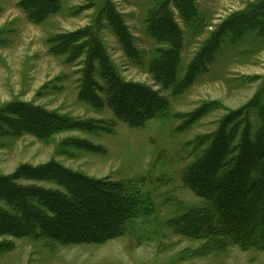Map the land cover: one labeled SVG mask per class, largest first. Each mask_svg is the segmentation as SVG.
Listing matches in <instances>:
<instances>
[{
	"label": "rangeland",
	"instance_id": "obj_1",
	"mask_svg": "<svg viewBox=\"0 0 264 264\" xmlns=\"http://www.w3.org/2000/svg\"><path fill=\"white\" fill-rule=\"evenodd\" d=\"M22 1L0 0V176L21 173L23 166L38 168L57 162L94 179H138L148 202L134 231L102 243L65 244L45 237L2 235L0 244H14L0 251V264H264V246L243 249L230 244L214 251L203 239L189 237L175 224L186 221L190 206L208 204L187 183L185 172L205 153L225 118L241 111L255 133L262 123L264 0H193V17H185L176 2L168 0L183 34L177 77L184 79L168 89L162 87L160 75L150 66L157 49L168 48V44L158 43L147 29L149 12L165 0H61L59 10L38 22L30 18ZM108 12L117 16V23L112 22L117 29L120 23L124 25L140 56L125 51ZM245 14L253 16L257 26L239 35L231 30L230 22ZM81 29L99 37L126 84L148 87L165 98L160 115L132 126L116 115L108 102L95 108L81 99L86 56L70 60L68 54L54 52L57 37ZM192 65L198 72L185 85ZM96 69L99 72L100 67ZM96 79L105 85L102 77ZM104 92L102 97L109 101L111 89ZM131 94L128 102L135 110L149 105L136 92ZM21 103L75 120L93 119L100 128L67 129L47 137L31 132L17 136L5 120L13 118L10 107ZM151 104L154 107L156 102ZM81 142L92 147L78 145ZM15 181L24 186L58 188L49 181ZM199 182L202 187L207 184L206 180ZM251 188L242 192V198ZM91 191L86 189L85 194ZM99 198L77 202L97 205ZM0 205L10 209L4 202ZM77 212L83 214L74 221L80 225L70 227L68 221L65 236L100 231L94 226L82 229L83 218H89L88 223L107 224L121 213H112L107 204L104 216H94L90 210ZM229 220L235 223L238 218Z\"/></svg>",
	"mask_w": 264,
	"mask_h": 264
},
{
	"label": "trees",
	"instance_id": "obj_2",
	"mask_svg": "<svg viewBox=\"0 0 264 264\" xmlns=\"http://www.w3.org/2000/svg\"><path fill=\"white\" fill-rule=\"evenodd\" d=\"M173 1L185 12V17L195 15L193 0ZM60 2L61 0H24L22 7L32 20L38 22L59 10ZM108 16L110 24L117 23V16L114 13L108 12ZM256 23L253 16L245 14L239 19H233L230 27L240 35L255 28ZM114 29L125 51L133 57L138 54L140 56V51L133 45V39L128 35L124 25L120 23L118 29L117 25H114ZM147 29L149 35L158 43L168 44V48L157 49L150 62L151 70L160 75L158 79L162 87L168 89L172 83L184 80L177 77L183 34L174 21L168 0L149 12ZM81 39L84 41L81 42ZM54 42L56 43L54 52L68 54L70 60L82 54L86 56L85 68L81 71L80 97L93 107L101 108L108 102L114 108L115 114L132 126L144 125L165 109L164 97H160L148 87H134L124 82L109 59L102 41L97 35H91L89 29L61 35ZM96 66L100 67L99 72ZM197 72L196 65H192L185 76V85ZM98 76L105 81L103 87L96 82ZM105 88L112 91L109 95L106 93L107 98L111 96L109 101L101 95ZM132 91L136 92L138 97L147 99L149 105L145 107L141 105L138 111L135 110L131 102H128L132 99L130 97ZM154 102L156 105L153 107L151 103ZM9 110L13 118H7L5 123L10 127L11 133L17 136L31 132L38 137H47L67 129L100 128L96 126V120H75L27 103L15 105ZM260 110L262 123L257 133L252 131V125L241 111L228 115L221 129L212 136L210 145L204 150L205 153L185 172L187 183L208 204L200 207L190 206L191 212L186 221L175 224L180 225L179 230L189 237L203 239L205 246L211 250L226 248L230 244L243 249L264 246V105ZM78 145L92 147L87 142ZM245 163L249 164L248 168H243ZM21 170V173L18 172L14 176H0V202H4L10 208L0 205V236L45 237L65 244L102 243L134 231L135 221L148 202L141 184L136 182L138 179L126 181L94 179L57 162L38 168L23 166ZM210 170H213V173H209ZM17 178L26 181H49L55 183L58 188L52 190L35 185L24 186L15 181ZM200 179L206 180V188L202 187ZM214 185L219 188L212 189ZM249 186L252 187L251 192L242 198V192ZM86 189L92 190V193L86 195ZM97 195L100 196V204L92 205L89 202L79 205L77 202L82 198L92 200ZM106 204L112 213L118 211L121 213L107 224L102 221L88 223L89 218H83V224L80 226L84 230L94 226L100 230L98 233L95 231V234L91 235L84 233L77 236L64 235L68 221L70 227L80 225L74 223L75 220L78 221V215H83L77 210L86 212L90 210L94 216H104L102 210ZM230 218L238 220L232 223ZM13 244L1 243L0 251L8 250Z\"/></svg>",
	"mask_w": 264,
	"mask_h": 264
}]
</instances>
